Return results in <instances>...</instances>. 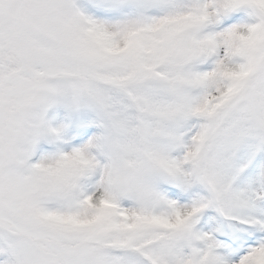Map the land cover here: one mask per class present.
<instances>
[{
    "label": "snow or ice",
    "instance_id": "1",
    "mask_svg": "<svg viewBox=\"0 0 264 264\" xmlns=\"http://www.w3.org/2000/svg\"><path fill=\"white\" fill-rule=\"evenodd\" d=\"M0 264H264V0H0Z\"/></svg>",
    "mask_w": 264,
    "mask_h": 264
}]
</instances>
